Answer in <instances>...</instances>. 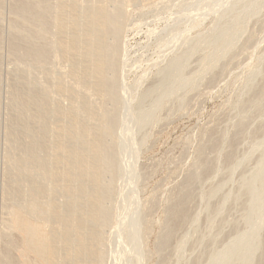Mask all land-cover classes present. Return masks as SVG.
I'll return each instance as SVG.
<instances>
[{
  "label": "rangeland",
  "instance_id": "obj_1",
  "mask_svg": "<svg viewBox=\"0 0 264 264\" xmlns=\"http://www.w3.org/2000/svg\"><path fill=\"white\" fill-rule=\"evenodd\" d=\"M51 1L75 5L77 11L75 15L65 12V29L50 32L54 35L49 34L53 43L46 40L53 50L49 64L31 68L9 50L13 1L0 0V264L5 235L19 241L28 238L11 226L22 199L7 191L10 181L19 189L24 185L18 166L22 152L18 137L11 135L22 137L23 127L15 120L30 118L37 111L22 109L20 100L34 101L38 94L44 98L46 103L38 108L44 116V155L60 174L73 171L70 162L75 150L58 151L54 162L50 153L75 141L63 133L69 125L67 114L77 105L73 90L98 115L88 119L80 112L82 123L94 132L101 124V95L76 88L73 61L56 41L63 37L60 40L66 42L77 31L82 33L85 15L92 8L111 9L115 4L109 0H50L51 5ZM122 6L125 19L118 78L123 107L118 110L122 123L114 140L122 168L115 176L110 201L114 211L103 234L109 245H103V252H109L104 253L103 264L105 260V264H242L247 257L256 264L258 244L264 241V178L250 181L264 154V0H129ZM71 16L80 22L75 31L69 27ZM83 38L80 35L78 41L84 42ZM170 65L172 70L163 80ZM37 125L31 122L32 128ZM78 150L83 151L82 146ZM190 175L194 178L186 202L189 217L162 251L159 243L171 219L169 207L186 189L184 183ZM44 183L55 191L57 218L67 216L71 199L66 181L59 176ZM249 183L255 192L247 190ZM56 222H36L55 232L56 239L43 254L17 247L12 250L14 259L18 256L20 264H69L64 233ZM121 246L125 252H120ZM237 246L245 248L240 260L232 253Z\"/></svg>",
  "mask_w": 264,
  "mask_h": 264
},
{
  "label": "bare ground",
  "instance_id": "obj_2",
  "mask_svg": "<svg viewBox=\"0 0 264 264\" xmlns=\"http://www.w3.org/2000/svg\"><path fill=\"white\" fill-rule=\"evenodd\" d=\"M12 1V6L10 7L13 14V19L11 18L12 27L11 32H9L10 37L8 38L10 44L9 50L11 51L12 55L15 56V58L17 57L18 61L28 63L31 68L42 67L52 59L50 56V53H52L50 52V50H52V46L50 49V45L52 44L49 45L47 43L51 39L49 36L54 33V28H58L60 31L61 29L66 28V25L68 24L66 23L65 25V12L74 14V12L77 11V7L71 4L67 5L65 2L56 5V1V3L51 1V3H54L51 5L49 3L50 0ZM109 1L114 2L115 5L113 8L110 9L108 7L109 9H107L105 7L99 6L92 8V10L85 15V24L83 25L84 27H82V33L77 31V34L66 42L60 40L63 37L60 39L58 38L56 41L58 43L60 42L59 45H61L62 50H64L69 58L71 57L73 61L74 70L72 73L74 76H72L74 77L76 88L97 91L101 95L99 104V109L102 110L101 124L100 129L94 132V128L92 129L87 124L82 123V119H80L79 114L80 112H83L86 114L88 119H97L98 115L96 113V109H94L92 106H88L84 99L79 96V92L77 90L72 91L73 96H76L77 105L74 111H70L69 115L67 114L69 117V125L63 129V133L65 135H72L75 138V141L71 146L62 144L50 153L51 161L54 162L58 156V151L62 154L70 153L75 150L74 157L72 156L73 160L70 162V168L73 169L72 172L60 174L58 168L53 166L52 163H49L50 161H48L44 155V152L47 149L44 141H42L45 134L44 128L42 127L44 116L41 113H38L39 106H41L43 103H46L44 98L38 94L34 96V101L28 100L27 97L20 100L22 109H27L29 111L31 108L32 110L33 108H37V111L34 112L33 110L34 115L30 118L25 119L21 117L15 120V122L19 123L23 127L22 137L16 136L17 134L14 132H11V135L18 137V142L16 143L21 150L20 152H22L18 166L20 167L19 172L21 171V174L23 175L24 185L22 189H19L15 185V182L10 181L7 191L12 196L17 197L20 200L22 199L21 208L16 209L15 213L13 214V222L9 218V220H11V226L21 231L22 234L23 232L27 233L28 238L19 241L9 235L4 234L5 240H3L6 246L2 253L1 264H17L16 262H18V256L14 259L13 253L15 251H12L17 247L24 249V252L28 251L35 253L36 255L43 254V252L46 251L47 244L55 238V232L46 231L43 226L38 225V223H41L42 221L49 222L53 221L54 219L57 220L56 223L58 224V227L63 230L64 236H62V242L64 243V254L69 260V264H103L104 262V253L106 254L108 249L106 252H103V250L105 251V249H103V245L106 240H103L105 237L103 234L105 233L104 231H107L105 230V227H108V223L111 220V211H114L112 207L114 204L112 205L110 201L113 195L112 193L115 191V188H113V184H116L115 176L117 177L119 169L122 168L120 167L121 163H119L120 159H118L119 153L118 149L115 148L116 145H114V140L117 139L116 136H118V133L120 132L118 130L117 133L116 128L118 124L120 125V123H122V121L119 123V120L122 118L121 115L120 119L118 116V113H120L118 110L120 109L119 107L121 106L122 102V97H120L119 93L120 77L118 78V72L120 71L119 60H121L119 59V55L123 54H120V52H122L120 48H123L121 45L122 43L120 44V42H122L121 38L123 36L121 34V25L124 24L122 20L125 19L123 17L124 14L122 5L129 0ZM71 17L73 19L70 21L69 27L75 31L80 22L75 16ZM52 30L53 33L50 34ZM57 33L58 32H56V35ZM1 35L2 33L0 29V39H2ZM80 35L85 36V38H83L85 39L84 42L78 41ZM51 41L53 43V39ZM49 56L51 57L50 59ZM71 59L69 61H71ZM71 62L69 63L71 64ZM171 70L172 66L170 65L164 72L162 71L164 73L162 76L163 80L169 76ZM122 107L123 106H121V108ZM32 121L38 124L34 128L31 126ZM51 127L52 125L50 126V129ZM55 131H57V128ZM81 146L83 151L78 150ZM262 172H264V154L259 161L257 172L253 175L250 181L251 184L257 179L264 178ZM59 176L62 178V181H66L67 186H65V190L71 199V209L67 216L61 215L59 218H57L59 214L56 213L57 205L54 199L55 191L53 188L47 187L44 181L47 182L54 179L55 177L59 178ZM193 178L194 177L190 175V177L186 179L184 183V187L186 189L182 190L180 197H176L177 201H174L175 203L170 205L171 208L169 207L171 221L167 219V224L168 220L169 224L167 225L159 243V248L162 251L167 248L173 237V234L189 217L186 202L190 196L189 185L192 183ZM246 188H248L247 190L251 191V193L256 191V188L251 189L250 183L248 186H246ZM123 201H125V199ZM112 203H114V200H112ZM110 207H112V209ZM119 208L122 207L118 206L116 209L120 210L122 213V210ZM126 210L127 209H125V212ZM136 212L135 216L132 215L133 218L131 215H129L132 219L131 220L129 217L132 227L134 226V222L138 214V212ZM123 225L121 224V226ZM118 226L117 228H120V226ZM117 228H115V231H117ZM122 228L123 227H121V229ZM106 234L108 235V233ZM126 234V237L124 236L125 240L128 239L130 241L129 233L126 232ZM121 235L122 234H120V236ZM123 235L125 234L123 233ZM20 237L23 236L21 235ZM118 238L119 236H117V239ZM114 241L116 243V239ZM118 241L119 240H117V242ZM129 241L128 244H130ZM105 245L107 246L108 244L105 243ZM258 246L260 249V254L256 264H264V241L259 243ZM239 247L240 246H237L232 253L237 259L239 258L240 260L243 258L242 256L245 248L240 247L239 249ZM123 248L124 247L121 246L120 252L123 251ZM238 249L239 252L237 251ZM39 257L37 258L38 260ZM247 258L243 259L242 264H253L252 260ZM20 260L19 262H21ZM19 262L18 264H20ZM47 264H54V262L50 261Z\"/></svg>",
  "mask_w": 264,
  "mask_h": 264
}]
</instances>
